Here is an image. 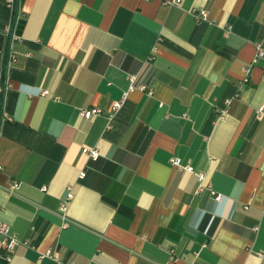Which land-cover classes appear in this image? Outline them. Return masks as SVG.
<instances>
[{"label":"crops","instance_id":"crops-1","mask_svg":"<svg viewBox=\"0 0 264 264\" xmlns=\"http://www.w3.org/2000/svg\"><path fill=\"white\" fill-rule=\"evenodd\" d=\"M163 3L0 0V264H264V0Z\"/></svg>","mask_w":264,"mask_h":264},{"label":"built area","instance_id":"built-area-1","mask_svg":"<svg viewBox=\"0 0 264 264\" xmlns=\"http://www.w3.org/2000/svg\"><path fill=\"white\" fill-rule=\"evenodd\" d=\"M20 1L21 0H5V6L8 9L9 13H10V17H9V21L5 27V36L7 38V45H6V49L5 50V63L9 64L11 62H13L15 60V55L14 52L12 50L13 44L15 42H17L19 40V34H18V27L19 24L22 20L19 8L20 7ZM181 0H162V2H164L163 4L165 5H169V6H177L180 4ZM205 11H199V12H193L191 15H193V17L197 20H205L206 19V15H205ZM259 60H263L264 61V50L261 47L260 44L256 45V52L254 53V56L252 58V60L250 61V63L245 67L244 69V81L248 80V76L250 73V67L252 65H254L255 63H257ZM4 74L2 71H0V123L2 121V119L4 118L3 113H2V105H3V95H4V90L6 89V80L3 77ZM129 82L131 88L132 87H137L140 90H145L146 86L143 84H136V77L131 75L129 76ZM46 91H43L42 94H46ZM147 94L151 95V90H147ZM121 102V101H120ZM120 102H115L113 107L116 109L120 106ZM98 109H86V110H82L81 111V116L83 118H89L91 117L92 114L94 113H98ZM83 152H86V149H83ZM91 158H96L97 154L95 151H90L89 153ZM177 163V162H175ZM188 170H191L190 167H187ZM80 176H83V174L81 173ZM203 175H198V179L199 182L202 181ZM14 187L17 185V183H13ZM204 186L202 184L199 183L198 186V190H203ZM207 189L209 190V192L211 194H214L213 190L211 191V189H209V187H207ZM71 193L68 192L67 193V199H70L71 197ZM214 199L219 200L220 196L219 195H215ZM66 222L63 224L65 225ZM20 243V240L17 239V237H15L14 235H12L11 233H9L8 227L5 223L0 221V248L3 250L4 252V259L6 261H8L11 257V254L14 253L15 248L17 247V245ZM41 257H47L50 258L53 261V264H70V263H65L63 261L60 260V256L59 253L57 251H51L48 250L46 251L43 255H41Z\"/></svg>","mask_w":264,"mask_h":264}]
</instances>
